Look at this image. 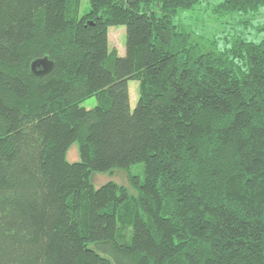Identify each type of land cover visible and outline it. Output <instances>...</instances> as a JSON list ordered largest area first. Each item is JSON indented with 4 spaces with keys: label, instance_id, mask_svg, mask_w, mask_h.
<instances>
[{
    "label": "trees",
    "instance_id": "obj_1",
    "mask_svg": "<svg viewBox=\"0 0 264 264\" xmlns=\"http://www.w3.org/2000/svg\"><path fill=\"white\" fill-rule=\"evenodd\" d=\"M80 3L0 0V264H264V0Z\"/></svg>",
    "mask_w": 264,
    "mask_h": 264
},
{
    "label": "rangeland",
    "instance_id": "obj_2",
    "mask_svg": "<svg viewBox=\"0 0 264 264\" xmlns=\"http://www.w3.org/2000/svg\"><path fill=\"white\" fill-rule=\"evenodd\" d=\"M207 2H203L198 6L195 13L185 19V23L193 26L194 29L200 30L204 34H208L214 31H218L223 25L224 19H219L215 16L211 10L206 9ZM90 9V0H81L80 14H84ZM222 29V27H221ZM109 46L110 48H116L120 55L125 54L126 50V26L125 25H112L108 30ZM130 88V107L134 109L139 96V82L138 80H129ZM96 103V97H90L86 99L82 105L91 108ZM68 161L79 160V148L78 144L74 143L67 153ZM131 173H135L140 176V179H144V163L139 162L134 164L130 169H118L110 172H94L90 179L95 187H99L102 184L112 180L117 184L125 186L130 194H137V188L131 184Z\"/></svg>",
    "mask_w": 264,
    "mask_h": 264
},
{
    "label": "water",
    "instance_id": "obj_3",
    "mask_svg": "<svg viewBox=\"0 0 264 264\" xmlns=\"http://www.w3.org/2000/svg\"><path fill=\"white\" fill-rule=\"evenodd\" d=\"M53 67L54 62L48 56L38 58L32 62V70L36 75L40 76L50 72Z\"/></svg>",
    "mask_w": 264,
    "mask_h": 264
}]
</instances>
